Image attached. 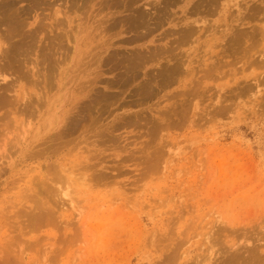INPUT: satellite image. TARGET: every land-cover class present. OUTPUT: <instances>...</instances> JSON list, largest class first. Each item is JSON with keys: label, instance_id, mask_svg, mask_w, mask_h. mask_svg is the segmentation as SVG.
I'll use <instances>...</instances> for the list:
<instances>
[{"label": "rangeland", "instance_id": "374dc122", "mask_svg": "<svg viewBox=\"0 0 264 264\" xmlns=\"http://www.w3.org/2000/svg\"><path fill=\"white\" fill-rule=\"evenodd\" d=\"M15 1L24 19L18 33L28 31L34 42L24 33L14 42L33 43L34 51L24 52L27 57L20 52L23 59L15 53L16 61L11 56L13 70L7 59L0 61L9 80L15 78L9 95L15 101L0 109V264H264L262 0ZM98 6L99 15L93 10ZM68 10L69 18L80 17L71 23L73 31L79 20L88 31L97 25L105 33L76 56L92 62L82 70L86 74H77L82 61L69 63L72 43L64 41L63 51L54 39L50 49L60 33L54 13ZM140 13L150 19L148 27L136 23ZM40 20L46 28L33 34ZM190 27L191 41L182 42L179 31ZM105 40L113 45L100 50ZM40 53H53L52 63L39 60ZM129 58L142 66L133 65L137 70L128 75ZM33 66L40 70L37 78L29 74L37 70ZM172 66L180 69L165 73ZM21 90L33 102L27 99L28 108L38 111L24 107ZM97 130L110 132L113 141L100 140Z\"/></svg>", "mask_w": 264, "mask_h": 264}, {"label": "bare ground", "instance_id": "6f19581e", "mask_svg": "<svg viewBox=\"0 0 264 264\" xmlns=\"http://www.w3.org/2000/svg\"><path fill=\"white\" fill-rule=\"evenodd\" d=\"M22 1V0H21ZM36 2H37V0H35ZM56 1V0H55ZM60 1V0H59ZM62 1V0H61ZM68 1H72V0H68ZM74 2H70L72 5H73V3L76 5V1L75 0H73ZM81 1V0H80ZM83 1V0H82ZM135 1V0H134ZM139 1V0H138ZM208 1V0H207ZM216 1V0H215ZM215 1H213L214 2V4H215ZM15 0H0V26L1 25H4L5 27H4V29L5 30H3V31H5L6 33L3 35V38H4V40L2 39V37L0 36V61H2V60H4V61H2V62H5V59H7L8 61H7V63H6V65L9 67V65L8 64H10L9 62V59L11 58V56H15V61H16V57H18V55L20 56L21 54H20V52L25 56V57H27L28 55H25L26 54V52L28 51V50H30L31 49V45L33 44H29V43H25V42H20L19 44L17 43V42H14L15 40H16V38H21V36L20 35H18V34H23V36H25V37H29L28 38V40H31V42H34L33 41V37H31L32 35H28L29 33H27L28 31H25V32H23V33H18L19 31H20V27L22 26V23L24 22V19L22 18V14H20V12H21V9L19 8H16L15 7ZM18 2V1H17ZM42 2V1H41ZM40 2V3H41ZM106 2V1H105ZM37 3H39V2H37ZM36 3V4H37ZM82 3H84V2H82ZM119 3V2H118ZM167 3V2H166ZM260 3H263L264 4V0H262ZM36 4L34 5V3L31 5V8H33L34 6H36ZM44 4V3H43ZM47 4V3H46ZM48 4H49V2H48ZM68 4H69V2H68ZM173 4H175V2H173ZM213 4V5H214ZM39 5V4H38ZM37 5V6H38ZM60 5V4H59ZM98 5V4H97ZM102 5V4H101ZM100 5V6H101ZM199 5V4H198ZM216 5V4H215ZM261 5V4H260ZM36 6V7H37ZM45 6V5H44ZM47 6V5H46ZM74 6V5H73ZM85 6V5H84ZM93 6H95V5H93ZM100 6H98V7H96V9L94 8V7H92V8H94L93 10H96V13H97V9H99L98 11H100ZM106 6V5H105ZM128 6H130V5H128ZM35 7V8H36ZM39 7V6H38ZM79 7V6H78ZM102 7V6H101ZM196 7V6H195ZM213 7V6H212ZM28 8V10H30L29 8L30 7H27ZM67 8V7H66ZM165 8V7H164ZM210 8V7H209ZM25 9V8H24ZM40 9H41V7H40ZM102 9H103V7H102ZM102 9H101V11H102ZM148 9V8H147ZM155 9V8H154ZM20 10V11H19ZM26 10V9H25ZM82 10V9H81ZM255 10H256V8H255ZM257 10H259V9H257ZM261 10V9H260ZM31 11V10H30ZM165 11V10H164ZM164 11H163V13H164ZM194 11V10H193ZM24 13H23V15L24 14H27V12L26 11H23ZM41 12V11H40ZM69 12V10L66 12V13H61V12H55L54 13V17H53V19L55 20V24H56V26L54 25V27L56 28V31L58 32V30H59V32L60 33H58L57 35L55 34V33H52L53 35L52 36H50V37H54L53 38V41H52V39H49V41L51 40L52 41V43L51 44H49V45H51L50 47V49L51 50H53L55 47H56V45H58V48H62V47H64L63 46V42L65 41V43H72V47H73V51H74V53L72 54V56L70 57V61H69V63L70 64H72V62L73 63H77V62H79V61H82V63H79L78 64V66L76 67V70H78V69H80V68H82V69H80V71L77 73V74H80V72L82 73L83 71L82 70H85V69H87V68H90L89 66H90V64L92 63H90V60H87V61H85L84 62V60H85V58H77L76 56L77 55H80V54H82V49H84V48H82L83 46H85L86 48H89L91 45H93V43L95 42V41H98V40H101V39H103V36H100L99 37V34H101L100 32H103V30H102V28H101V30L102 31H100V32H98V26L96 25H92L94 28H96L97 30H94V29H92L91 31H88V29H89V26L87 25V24H85V23H83V22H79V20H78V23L76 24V30L75 31H73V27H71V23H73L74 22V20L76 19H79L78 17H76V18H69V16L67 15V13ZM135 12H136V10H135ZM161 12H162V10H161ZM166 12V11H165ZM259 12V11H258ZM22 13V12H21ZM93 13H94V11H93ZM95 13V14H96ZM99 13V12H98ZM97 13V14H98ZM77 14V13H76ZM92 14V13H91ZM101 14V13H100ZM40 15V14H39ZM44 15V14H43ZM70 15V14H69ZM99 15V14H98ZM136 15V14H135ZM166 16H167V13L165 14ZM202 15V14H201ZM213 15V14H212ZM45 16V15H44ZM97 16V15H96ZM147 16V15H146ZM146 16H145V13L144 14H142V13H140V14H138V15H136V19H137V21H136V23H138V26H142V28L144 27V26H146V27H148V23L150 24V19H146ZM162 16V15H161ZM161 16H159V17H157V21H158V19L161 21L162 20V18L164 17V15H163V17H161ZM127 17H128V15H127ZM133 17H135V16H133ZM205 17V16H204ZM263 17V16H262ZM44 18V17H43ZM124 18V17H123ZM64 19H66V21H67V27L70 29H68L69 31H67V30H64V28H63V26H64V23H63V20ZM121 19V18H120ZM135 19V20H136ZM179 19V18H178ZM240 19H242V17L240 18ZM239 19V20H240ZM42 20V19H41ZM41 20L39 21V24L37 23V25H36V27H35V29L33 30V34H39V32H41V30H43V29H45L46 27H45V24L43 25V23L41 24L40 22H41ZM113 20V19H112ZM115 20V19H114ZM155 20V19H154ZM244 20H246V19H244ZM251 20V19H250ZM253 20V19H252ZM92 21H94V20H92ZM108 21V20H107ZM163 21V20H162ZM197 21H198V19H197ZM201 21H202V18H201ZM113 22H115V21H113ZM118 22H119V19H118ZM127 22H129V21H127ZM205 22V21H204ZM228 22V21H227ZM100 23V22H99ZM130 23V22H129ZM244 23V22H243ZM65 24V25H66ZM111 24V23H110ZM63 25V26H62ZM74 25V24H73ZM130 25V24H129ZM136 25V24H135ZM156 26H158V25H160L159 24V22L157 23V24H155ZM62 26V27H61ZM99 26H101L100 24H99ZM162 26V25H161ZM255 26V25H254ZM103 27V26H102ZM105 27H107V26H105ZM152 27V26H151ZM155 27V26H154ZM235 27V26H234ZM240 27V26H239ZM239 27H238V29H239ZM2 28V27H1ZM51 28V27H50ZM104 28V27H103ZM114 28V27H113ZM139 28V27H138ZM156 29H157V27H155ZM159 28V27H158ZM230 28V27H229ZM237 28V27H236ZM250 28H251V26H250ZM255 28V27H254ZM52 29V28H51ZM66 29V28H65ZM75 29V28H74ZM137 29V28H136ZM257 29V28H256ZM19 30V31H18ZM53 31H54V29H52ZM106 30V29H105ZM104 30V31H105ZM199 30V29H198ZM236 30V29H235ZM259 30H261V29H259ZM259 30H257V32L259 31ZM55 31V32H56ZM92 31H95V32H97L96 34H94ZM176 31V30H175ZM175 31H173V32H175ZM229 31V30H228ZM238 31H242L241 29L240 30H237V32ZM31 32H32V30H31ZM107 32V31H106ZM150 32V31H149ZM151 32H152V30H151ZM178 32V31H177ZM180 32V35H179V37H180V40L182 41V42H188V40L190 39V37H192V35L194 34V31H193V27H190V28H187V29H185V30H181V31H179ZM204 32H205V29H204ZM230 32V31H229ZM260 32V31H259ZM261 32H262V30H261ZM25 33H27V35L25 34ZM44 33V32H43ZM104 33V32H103ZM101 34V35H105V33L104 34ZM232 33V32H231ZM239 33V32H238ZM248 33H250V32H248ZM31 34V33H30ZM112 34V33H111ZM144 34V33H143ZM148 34V33H147ZM146 34V36L148 37V35ZM204 34V33H203ZM229 34V33H228ZM2 35V34H1ZM18 35V37H16ZM253 35V34H252ZM140 36V35H139ZM199 36H201V35H199ZM207 36V35H206ZM237 36V35H236ZM239 36H241V34L239 35ZM16 37V38H15ZM24 37V38H25ZM35 37H36V35H35ZM99 39H98V38ZM202 37V36H201ZM219 37H221V36H219ZM205 38V37H204ZM251 38V37H250ZM43 39H45V38H43ZM57 40L58 41V44H56L55 45V43H54V41L55 40ZM95 39H98V40H95ZM199 39V38H198ZM208 39V38H207ZM225 39V38H224ZM20 40V39H19ZM19 40H16V41H19ZM22 40V39H21ZM28 40L26 41V42H28ZM95 40V41H94ZM202 40V39H201ZM240 40H241V38H240ZM251 40H252V38H251ZM189 41H191V40H189ZM196 40H194V42H195ZM238 41V40H237ZM254 41H256V40H254ZM7 42V43H6ZM30 42V41H29ZM36 42V41H35ZM193 42V43H194ZM206 42V41H205ZM208 42H209V40L206 42L207 44H208ZM239 42V41H238ZM48 43H50V42H48ZM54 43V44H53ZM64 43V44H65ZM83 43H86V44H84L83 45ZM113 42H110V41H107V40H105V41H102L99 45H97V47L98 48H100V50H107L108 48H109V46H111V45H113L112 44ZM231 43V42H230ZM235 43V42H234ZM240 43V42H239ZM238 43V44H239ZM256 43V42H255ZM35 44V43H34ZM41 44V43H40ZM220 44V43H219ZM233 44V43H232ZM229 45V44H228ZM234 45V44H233ZM235 45H237V44H235ZM43 46V45H42ZM67 47H69L68 45H66ZM117 46V45H116ZM230 46V45H229ZM255 46V45H254ZM72 47H71V49H72ZM93 47V46H92ZM172 47V46H171ZM226 47V46H225ZM233 47V46H232ZM47 47H45V50H47L46 49ZM57 48V49H58ZM91 48V47H90ZM95 48H96V45H95ZM94 48V49H95ZM35 49V48H34ZM59 49V50H60ZM63 49V51H64V48H62ZM67 49H69V48H67ZM71 49H69L70 51H71ZM237 49H238V47H237ZM43 50V49H42ZM92 49H90V51H91ZM98 50V49H97ZM224 50H226V49H224ZM243 50V49H242ZM31 51H34V50H30V52L29 53H31ZM44 51V50H43ZM50 51V50H49ZM238 51V50H237ZM24 52H25V54H24ZM42 52V51H41ZM53 52V51H52ZM55 52H56V50H55ZM61 52H62V50H61ZM164 52V51H163ZM194 52V51H193ZM15 53H17L18 55L16 56V54ZM68 54L70 53V52H67ZM88 53V52H87ZM86 53V54H87ZM93 53V52H92ZM103 53V52H102ZM15 54V55H14ZM28 54V53H27ZM41 54V55H40ZM39 55L40 56H42V57H40V56H37V57H39V60H40V58H42V60H48L47 62H49V63H52V62H50V60H52V54L53 53H49L48 55H46V53L45 54H42V53H40ZM62 54V53H61ZM66 54V53H65ZM85 54V53H84ZM85 54V55H86ZM155 54H157V53H155ZM67 55V54H66ZM109 55V54H108ZM154 55V54H153ZM245 55V54H244ZM23 56V57H24ZM31 56V55H30ZM65 56V55H64ZM88 57L89 56H93L92 54H88L87 55ZM94 56H95V53H94ZM97 56H100V55H97ZM142 56V55H141ZM140 55H139V57L140 58H142ZM22 59H23V57L22 56H20ZM19 57V59L18 60H20L21 58ZM86 57V56H85ZM119 57V56H118ZM136 56L134 55V57L132 58V59H134ZM138 57V58H139ZM14 58V57H13ZM13 58H11L12 60H13ZM65 58H68L67 56H65ZM94 58V57H93ZM93 58H91L92 60H93ZM99 58V57H98ZM97 58V59H98ZM137 58V57H136ZM135 58V60H138V62L139 61H141V64H142V60H139V59H136ZM144 58V57H143ZM25 60H23V61H25V62H27V60H26V58H24ZM62 59H63V56H62ZM86 59H87V57H86ZM130 59V58H129ZM132 59H130V60H127V61H125L126 63H125V68L127 67V66H129V67H131L130 69H128L130 72H127V74L128 73H130L131 74V70H133V72H134V70L135 69H133L132 67H133V65L134 64H132L133 62H131V60ZM54 60V59H53ZM91 60V61H92ZM134 60V61H135ZM58 61V60H57ZM100 61V60H99ZM133 61V60H132ZM168 61H170V60H168ZM185 61V60H184ZM256 61V60H255ZM2 62H1V64H2ZM29 62H30V60H29ZM33 62V61H32ZM66 62H67V59H66ZM136 63H138L137 61H135ZM134 62V63H135ZM257 62V61H256ZM255 62V63H256ZM14 63V62H13ZM12 62H11V66H12V64H13ZM21 63H22V61H21ZM20 63V65H22ZM34 64H35V62H33ZM44 63V62H43ZM42 63V64H43ZM62 63V62H61ZM68 63V64H69ZM94 63H95V61H94ZM144 63V62H143ZM168 63V62H167ZM175 65L177 64V65H180V64H178V63H180L179 61H178V63H177V60L175 61V62H173ZM28 64V63H27ZM31 64V63H30ZM30 64H28V65H30ZM58 64V63H57ZM57 64H55L54 63V65L57 67ZM99 64V63H98ZM189 64V63H188ZM235 64V63H234ZM3 65H4V63H3ZM6 65H4V66H6ZM19 64H17V66H18ZM27 65V66H28ZM41 65V64H40ZM47 65H48V63H47ZM92 65V64H91ZM142 66V65H139V64H136V65H134V67L135 66ZM166 65V64H165ZM231 65H233V64H231ZM4 66H1L0 67V109L3 107V106H6L7 104L9 105V103H10V106H11V104L15 101V99H13L14 101H12V99L10 100V94H11V92H15V90H14V84L12 83V82H14V80H15V78H14V80L12 81V80H9V74L7 73V71L9 70V68H11V66L9 67V68H7V67H4ZM14 66V65H13ZM16 66V65H15ZM31 66V65H30ZM35 66H37V64H35ZM35 66H33V67H30V68H32V69H30V70H35V69H37V68H35ZM49 66V65H48ZM51 67H52V65H50ZM99 66V65H98ZM115 66V65H114ZM51 67L49 68V69H51ZM68 67V66H67ZM122 67V66H121ZM128 67V68H129ZM170 67V66H169ZM219 67H221V66H219ZM13 68V67H12ZM11 68V69H12ZM40 68V67H39ZM47 68V69H48ZM55 68V67H54ZM58 68V67H57ZM116 68V67H115ZM135 68H137L138 69V67H135ZM140 68V67H139ZM8 69V70H7ZM127 69V68H126ZM125 69V70H126ZM136 69V70H137ZM141 69V68H140ZM163 69V68H162ZM178 69H180V68H178L177 66H172V68H170V69H168L165 73H167V74H173V73H175V72H178ZM13 70V69H12ZM12 70H11V72H12ZM15 70L17 71V69H16V67L14 68V72H15ZM21 70V69H20ZM20 70L18 71V72H20ZM110 70H111V68H110ZM135 70V71H136ZM39 71L40 70H36V71H30L31 73H29V71H28V73L29 74H31L32 76H36V74L37 73H39ZM50 70H48V72H47V70H46V73H48V75H50V77L52 76L51 74H50V72H49ZM53 71V70H52ZM66 71V70H65ZM64 71V72H65ZM89 71V70H88ZM54 72V71H53ZM92 72V71H91ZM95 72V71H94ZM101 72V71H100ZM138 72H139V70H138ZM8 75H7V74ZM76 73V72H75ZM83 73H85V71L83 72ZM93 73V72H92ZM91 73V74H92ZM126 73V72H125ZM135 73V72H134ZM133 73V74H134ZM145 73V72H144ZM21 74H24V73H21ZM55 74V73H54ZM86 74V73H85ZM90 74V73H89ZM163 74V73H162ZM25 75V74H24ZM30 75V76H31ZM44 75V74H43ZM58 75H59V73H58ZM67 75V74H66ZM76 75V74H75ZM97 75V74H96ZM129 75V74H128ZM161 75V74H160ZM39 75L37 74V76H36V78L38 77ZM62 76V75H61ZM81 76V75H80ZM90 76V75H89ZM92 76V75H91ZM98 76H100V75H98ZM97 76V77H98ZM165 76V75H164ZM167 76H169V75H167ZM173 76V75H172ZM12 77V76H11ZM86 77H87V75H86ZM123 77V76H122ZM205 77V76H204ZM16 78H19V79H22V78H20V77H16ZM35 78V77H34ZM40 78V77H39ZM49 78V77H48ZM54 78V77H53ZM78 78H79V76H78ZM152 78H154L153 76H152ZM157 78V77H156ZM45 79H46V74L44 75V81H45ZM50 79V78H49ZM80 79V78H79ZM81 79H83V78H81ZM127 79V78H126ZM18 80V79H17ZM23 80H24V78H23ZM47 80V79H46ZM60 80V79H59ZM90 80V79H89ZM106 80V79H105ZM110 79H108L107 81H109ZM118 80V79H117ZM51 81H52V77H51ZM94 81V80H93ZM166 81V80H165ZM95 82V81H94ZM97 82V81H96ZM168 82L170 83V81L168 80ZM41 83V82H40ZM111 83V82H110ZM109 82H108V84H110ZM115 83V82H114ZM119 83V82H118ZM118 83H115V84H118ZM44 84H46V83H44ZM67 84V83H66ZM91 84V83H90ZM90 84H88V85H90ZM95 84V83H94ZM258 84V83H257ZM35 85V84H34ZM54 85V84H53ZM111 85V84H110ZM110 85H108V86H110ZM119 85V84H118ZM117 85V86H118ZM51 86V85H50ZM106 86H107V84H106ZM107 86V87H108ZM86 87L87 86H85L84 87V89H86ZM92 87H93V85H92ZM105 87V86H104ZM106 87V88H107ZM114 87V86H113ZM116 87V86H115ZM151 87H152V85H151ZM37 88V87H36ZM39 88V87H38ZM51 88H53L52 86H51ZM63 88V87H62ZM110 88V87H109ZM121 88V87H120ZM119 88V89H120ZM21 89V88H20ZM23 89V88H22ZM40 89V88H39ZM46 89V88H45ZM79 89V88H78ZM94 89V88H93ZM122 89V88H121ZM123 89H125V88H123ZM38 90V89H37ZM91 90H92V88H91ZM159 90H161V89H159ZM72 91V90H71ZM82 91V90H81ZM81 91H79L80 93H81ZM100 91V90H99ZM45 92H47V91H45ZM73 92V91H72ZM87 92V91H86ZM85 92V93H86ZM89 92V91H88ZM87 92V93H88ZM93 92V91H92ZM106 93H107V91H105ZM124 92V91H123ZM115 93V92H114ZM129 93V92H128ZM79 94V93H78ZM90 94H92L91 92L89 93V95ZM97 94H99V93H97ZM106 95V94H105ZM110 95V94H109ZM108 95V96H109ZM117 95H118V93H117ZM9 96V97H8ZM18 96H19V98H22V100H24L25 98V102L26 103H24V107H26L27 105H28V103L30 102L29 101V98H28V96L26 95V93L24 92V91H20L19 93H18ZM18 96H17V100L19 99L18 98ZM38 96V95H37ZM36 96V97H37ZM40 96V95H39ZM39 96H38V98H39ZM77 96V95H76ZM79 96V95H78ZM77 96V97H78ZM85 96H87L88 97V94L87 95H85ZM84 96V97H85ZM99 96H101V95H99ZM104 96V95H103ZM103 96H101V97H103ZM108 96H105L106 98L108 97ZM110 96H112V95H110ZM116 96V95H115ZM129 96V95H128ZM131 96V95H130ZM146 96V95H145ZM72 97V96H71ZM75 97V96H74ZM80 97V96H79ZM87 97H85L86 99H87ZM92 97H94V96H92ZM96 97H98V96H95V98ZM114 97V96H113ZM112 97V98H113ZM117 97V96H116ZM115 97V98H116ZM190 97V96H189ZM31 98V97H30ZM38 98H37V100H38ZM40 98H41V96H40ZM69 98V97H68ZM111 98V97H110ZM115 98H113L114 100H115ZM119 97H117V99H118ZM27 99H28V103H27ZM32 99H34L33 97H32ZM42 99H44V97L42 98ZM51 99V98H50ZM72 99V98H71ZM78 99V98H77ZM89 99V98H88ZM99 99V98H98ZM97 98H96V100H98ZM20 100V99H19ZM31 100V99H30ZM36 100V101H37ZM45 100V99H44ZM46 100H48V98L46 99ZM73 100V99H72ZM83 100V99H82ZM100 100V99H99ZM106 100V99H105ZM31 101H33V100H31ZM87 101V100H86ZM89 101H91V100H89ZM93 101L95 102V100H94V98H93ZM101 101V100H100ZM99 101V102H100ZM107 101V100H106ZM40 103H42L43 102V100H41V101H39ZM38 102V103H39ZM75 102V101H74ZM94 102H92V103H94ZM112 102V101H111ZM127 102V101H126ZM131 102V101H130ZM22 103V102H21ZM30 103H33V102H30ZM40 103H39V105H40ZM72 103V102H71ZM92 103H89V104H91L92 106L91 107H93V105L94 104H92ZM97 103V102H96ZM95 103V104H96ZM103 103V102H102ZM101 103V104H102ZM110 102H108V104H109ZM114 103V102H113ZM143 103V102H142ZM36 105H37V103H35ZM44 104V103H43ZM77 104H78V102H77ZM98 104V103H97ZM26 105V106H25ZM38 105V106H39ZM74 105V104H73ZM20 106H22V104H20L18 107L19 108H21ZM32 106H34L33 104H32ZM31 106V107H32ZM41 107H42V104L40 105ZM39 106V107H40ZM72 106V105H71ZM24 107H22L21 108V110L24 108ZM37 107V106H36ZM86 107V106H85ZM89 107V106H88ZM105 107V106H104ZM26 108H28V106L26 107ZM29 108H30V106H29ZM28 108V109H29ZM38 108V107H37ZM75 108H77L76 106H75ZM81 108V107H80ZM94 108L95 109H97L95 106H94ZM25 109V108H24ZM30 109H32V108H30ZM86 109V108H85ZM6 110V109H5ZM20 110V109H19ZM32 110H34V108L32 109ZM37 110V109H36ZM36 110H34V111H36ZM39 110H41V108H39ZM83 110H84V108H83ZM89 110V109H88ZM94 110V109H93ZM186 110V109H185ZM18 111V110H17ZM17 111H16V113H17ZM25 112H26V109L24 110ZM34 111H30L29 112V110H27V112L28 113H33ZM38 111V110H37ZM69 111V110H68ZM70 111H72V110H70ZM87 111V110H86ZM91 111V110H90ZM99 111V110H98ZM19 112V111H18ZM21 112V111H20ZM19 112V113H20ZM22 112H23V110H22ZM89 112V111H88ZM87 112V113H88ZM104 112V111H103ZM124 112V111H123ZM9 113V112H8ZM15 113V112H14ZM19 113L17 114V117L19 116ZM24 113V112H23ZM35 113V112H34ZM34 113H33V115H34ZM102 113V112H101ZM117 113V112H116ZM115 113V114H116ZM121 113V112H120ZM5 114V113H4ZM20 114H22V113H20ZM36 114V113H35ZM67 114H69V113H67ZM73 114H75V113H73ZM72 114V115H73ZM109 115H110V113H108ZM7 115V114H6ZM5 115V116H6ZM9 115V114H8ZM26 115H28L29 116V114H27V113H25V116ZM79 116L81 115V114H78ZM95 115V114H94ZM136 115V114H135ZM134 115V116H135ZM22 116V115H21ZM24 116V115H23ZM74 116V115H73ZM73 116H72V118H73ZM77 116V115H76ZM128 116H130V115H128ZM14 117H16V116H14ZM27 117V116H26ZM34 117H36V116H34ZM67 117V116H66ZM66 117H65V119H66ZM75 117V116H74ZM81 117V116H80ZM127 117V116H126ZM1 118V117H0ZM29 118V117H28ZM40 118V117H39ZM48 118V117H47ZM75 118H77V117H75ZM129 118V117H128ZM3 119V118H2ZM16 120H17V118H15ZM18 119H19V117H18ZM46 119V118H45ZM64 119V118H63ZM78 119V118H77ZM80 119H82V118H80ZM79 119V120H80ZM118 119V118H117ZM134 119V118H133ZM138 119V118H137ZM154 119V118H153ZM11 120V119H10ZM61 120V119H60ZM84 120V119H83ZM82 120V121H83ZM94 120V119H93ZM96 120V119H95ZM121 120V119H120ZM148 120V119H147ZM3 121V120H2ZM13 121H15V120H13ZM45 121V120H44ZM50 121V120H49ZM70 121H74V125L77 123V121L78 120H76V119H72V120H70ZM122 121V120H121ZM123 121H124V119H123ZM150 121V120H149ZM51 122V121H50ZM57 122V121H56ZM69 122V121H68ZM79 122V121H78ZM102 122V121H101ZM111 122H112V119H111ZM125 122V121H124ZM130 122V121H129ZM148 122V121H147ZM7 123H8V121H7ZM21 123V122H20ZM28 123V122H27ZM65 123H66V121H65ZM70 123V122H69ZM69 123H68V125H69ZM79 123H81V120H80V122ZM84 123V122H83ZM92 123V122H91ZM108 123V122H107ZM107 123H106V125H107ZM144 123V122H143ZM24 124V123H23ZM25 124H26V122H25ZM58 124V123H57ZM84 124H86V123H84ZM83 124V125H84ZM87 124H89V123H87ZM125 124H127L126 122H125ZM27 125H29V123L27 124ZM65 125V124H64ZM70 125H71V123H70ZM74 125H71V126H74ZM80 125V124H79ZM118 125V124H117ZM25 126V125H24ZM96 126V125H95ZM104 126V125H103ZM143 126V125H142ZM75 127V126H74ZM99 127V126H98ZM100 127H102V125L100 126ZM137 127V126H136ZM164 127V126H163ZM167 127V126H166ZM20 128H22V125H21V127ZM25 128V127H24ZM27 128V127H26ZM25 128V129H26ZM106 128H108V127H106ZM110 128V127H109ZM109 128L108 129H105V130H107V132L109 131ZM157 128H160V126H158ZM169 128H171V127H169ZM92 129V128H91ZM90 129V130H91ZM103 129H104V127H103ZM110 129H112V127L110 128ZM146 129V128H145ZM23 130V129H22ZM64 130H65V128H64ZM112 130H114V129H112ZM151 130V129H150ZM154 130V129H153ZM71 131V130H70ZM87 131V130H86ZM98 131V130H97ZM147 131H149V130H147ZM11 132V131H10ZM25 132V131H24ZM64 132H66V131H64ZM112 132V131H111ZM59 133V132H58ZM84 133V132H83ZM94 133H95V131H94ZM98 133L101 135V131L99 132L98 131ZM113 133V132H112ZM3 134H5V133H3ZM2 134V135H3ZM56 134V133H55ZM54 134V135H55ZM79 134H80V132H79ZM78 135V132H77V134H76V136ZM99 135V137H101V139L100 140H103V142L104 141H106L107 142V140H109V141H113V137H112V135L110 134V132L109 133H103L101 136ZM75 136V137H76ZM22 137V136H21ZM49 138H50V136H48ZM61 138H62V136H60ZM115 137V136H114ZM60 138V139H61ZM81 138V137H80ZM88 138V137H87ZM90 138V137H89ZM95 138V137H94ZM117 138V137H116ZM116 138H114V139H116ZM128 138V137H127ZM45 139H48V138H45ZM85 139V138H84ZM99 139V138H98ZM118 140V139H117ZM85 141H87V140H85ZM43 142H45V144H46V141H43ZM75 142V141H74ZM93 142V141H92ZM149 142H151V141H149ZM68 143V142H67ZM88 143V142H87ZM94 143H95V141H94ZM96 143H98V140H97V142ZM117 143V142H116ZM115 143V144H116ZM41 144H42V142H41ZM71 144V143H70ZM77 144V143H76ZM90 144V143H89ZM88 144V145H89ZM113 144V143H112ZM119 144V143H118ZM61 145H63V144H61ZM64 145H67V144H64ZM91 145H93V144H91ZM105 145V144H104ZM103 145V146H104ZM108 145H111V144H109L108 143ZM119 146V145H118ZM108 147H110V146H108ZM119 148V147H118ZM109 149V148H108ZM152 152V151H151ZM41 153V152H40ZM153 153V152H152ZM154 154V153H153ZM29 155V154H28ZM154 156V155H153ZM93 157H95V156H93ZM154 160V159H153ZM155 161V160H154ZM53 163V162H52ZM147 164H148V162H147ZM149 164H151L150 162H149ZM152 165V164H151ZM151 165H149V166H151ZM118 168V167H117ZM152 168V167H151ZM89 169V168H88ZM115 169V168H114ZM120 169V168H119ZM55 171V170H54ZM101 174V173H100ZM52 175H53V172H52ZM92 175V174H91ZM96 175V174H95ZM58 176V175H57ZM71 176V175H70ZM94 176V175H93ZM93 176H92V178H93ZM97 176V175H96ZM34 177V176H33ZM60 176H58V178H59ZM98 177H99V175H98ZM97 177V178H98ZM83 178V177H82ZM100 178V177H99ZM97 180V179H96ZM52 181V180H51ZM111 183V182H110ZM63 185V184H62ZM107 185V184H106ZM49 186V185H48ZM55 192V191H54ZM58 193V192H57ZM57 195V194H56ZM55 196V195H54ZM59 196V195H58ZM35 197V196H34ZM57 197V196H56ZM60 197V196H59ZM40 203V202H39ZM38 203V204H39ZM60 204V203H59ZM40 205V204H39ZM41 207V206H40ZM39 209V208H38ZM45 209H47V208H45ZM48 209H50L49 207H48ZM79 210V209H78ZM80 210H81V208H80ZM45 211V210H44ZM26 212V211H25ZM24 212V213H25ZM51 212V211H50ZM78 212H80V213H77V214H80V216H81V211H78ZM22 213V212H21ZM35 214V213H34ZM37 214H39V213H37ZM36 214V215H37ZM25 215V214H24ZM52 215V214H51ZM21 216H23V215H21ZM79 216V215H78ZM182 216V215H181ZM31 217H32V215H31ZM54 217V216H53ZM55 218V217H54ZM29 219V218H28ZM38 219H39V217H38ZM57 219V218H56ZM30 220V219H29ZM28 221V220H27ZM46 221V220H45ZM31 223V222H30ZM71 224V223H70ZM73 224V223H72ZM1 225V224H0ZM31 225V224H30ZM9 226V225H8ZM216 228V227H215ZM219 228V227H218ZM22 229V228H21ZM226 230V229H225ZM233 230V229H232ZM220 232H222V231H220ZM18 237V236H17ZM17 243H18V241H16ZM22 242V241H21ZM155 243H157V242H155ZM209 244H211V243H209ZM9 245V244H8ZM248 245V244H247ZM14 246V245H13ZM182 246V245H181ZM16 247V246H15ZM18 247V246H17ZM30 247V246H29ZM234 247V246H233ZM252 247V246H251ZM253 247H255V246H253ZM60 250V249H59ZM248 250V249H247ZM6 251V250H5ZM10 251V250H9ZM209 251V250H208ZM229 252V251H228ZM21 253V252H20ZM223 253V252H222ZM247 253V252H246ZM56 254H58V253H56ZM220 254V253H219ZM239 254V253H238ZM211 255H213V254H211ZM12 256V255H11ZM19 256H21V255H19ZM230 256H232V255H230ZM235 256V259H237L236 257L237 256H241V255H234ZM234 256H232V257H234ZM214 257V256H213ZM246 257V256H245ZM165 258V257H164ZM229 258V257H228ZM231 258V257H230ZM21 259V258H20ZM209 259V258H208ZM211 259V258H210ZM226 259V258H225ZM5 260H7V259H5ZM9 260V259H8ZM168 260V259H167ZM21 261V260H20ZM204 261V260H203ZM224 261V260H223ZM222 261V262H223ZM244 261V260H243ZM11 262H12V260H11ZM202 262V261H201ZM230 262V261H229ZM9 263V262H8ZM17 263H19V262H17ZM16 263V264H17ZM200 264V263H199ZM228 264V263H227ZM229 264H231V263H229Z\"/></svg>", "mask_w": 264, "mask_h": 264}]
</instances>
